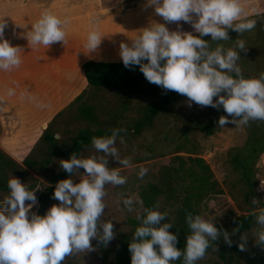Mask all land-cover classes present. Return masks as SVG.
I'll return each mask as SVG.
<instances>
[{
    "label": "clouds",
    "instance_id": "9594fccd",
    "mask_svg": "<svg viewBox=\"0 0 264 264\" xmlns=\"http://www.w3.org/2000/svg\"><path fill=\"white\" fill-rule=\"evenodd\" d=\"M148 5L154 6L156 15L169 24L190 23L198 35L170 31L165 24L154 23L143 29L131 46L120 45L124 67L134 70L139 66L149 83L186 96L189 107L193 102L201 107H222L227 115L219 118L221 128L230 123L238 126L264 121V74L245 78L238 64L240 53L248 51L245 41L236 40L238 51L231 48L225 51L222 46L213 50L209 41L202 39L210 35L214 42L229 41V30L241 36L256 27L255 19L246 18L240 0H148ZM6 26L7 22L0 23V71L9 72L23 63V50L4 38ZM66 37L65 22L48 13L26 33L29 45L45 48L60 42L66 45ZM103 38L98 30L91 31L86 47L95 51ZM8 95L15 93L9 90ZM122 131L117 128L111 130L110 136L92 137V148L102 155L78 158L72 154L69 160L60 161L69 177L83 169L84 178L79 183L72 178L59 181L52 197L59 204L53 205L44 216L31 213L40 186L29 190L18 178L8 180L9 195L0 202V264H64L74 253L94 251V239L104 246L115 239L114 224L101 222V217L106 209V185L127 184V177L121 175L119 168L109 167L110 159L124 168L133 167L131 158H121L116 147L118 138L123 143ZM55 139H60L58 133ZM147 172V168H140L138 178L142 180ZM136 203L142 202L134 197L123 200L128 212L135 211ZM145 212L144 218L138 217L141 226L136 228L129 244L131 264H175L181 258L183 264H197L210 248L218 249L219 240L231 247L232 236L240 227L230 234L189 212L186 222L190 234L181 250L177 246L178 235L170 231L173 225L164 223L168 214L151 209ZM256 223L264 228V209L256 216ZM256 237V244L264 246V230L256 233ZM248 240V234L243 232L238 243L241 252L248 250Z\"/></svg>",
    "mask_w": 264,
    "mask_h": 264
},
{
    "label": "rangeland",
    "instance_id": "374dc122",
    "mask_svg": "<svg viewBox=\"0 0 264 264\" xmlns=\"http://www.w3.org/2000/svg\"><path fill=\"white\" fill-rule=\"evenodd\" d=\"M102 1L103 8H109L113 2L116 3L119 0ZM258 9L259 12L247 18L257 21L256 27L252 31L239 36L237 32L229 30V41L214 42L211 41L210 35L202 37V39L209 41L213 50L217 46H222L225 51L229 48L238 51L236 40H244L248 51L247 53H240L241 59L238 64L242 74L251 78H259L264 74V7L261 6ZM167 27L170 31H182L198 35L194 28L181 27L180 21L168 23ZM87 85L88 88L81 92L80 99L78 100L79 97L71 98L64 111L50 121L45 126L44 131L51 128L55 134L58 133L60 150L69 152L75 137L81 130L85 128L98 129L97 126L83 119L78 110L82 104L91 105L95 107L100 116L103 123L102 128L123 130L120 134L123 143L118 138L116 147L121 158H131L133 167L124 168L111 159L109 162L110 168H119L121 175L127 177V184L124 186L106 185L105 187L107 193L104 198L106 209L101 217V222L114 224L115 239L110 241L107 246L98 244L94 239L92 241L94 251L74 253L66 258L64 264H115L122 238L130 231L127 218L129 215L140 216L143 212L142 203H136L134 205L135 211L128 212L123 200L134 197L136 201L142 202V191L150 180L158 176L162 167L171 164V160L177 156L187 160L189 165L191 164L190 159L201 158L210 166L213 179L218 182L221 193L208 198L201 205L200 216L206 221L215 223L218 229L227 230L231 234L233 229L230 222L235 216L246 215L251 211L260 214V211L264 209V188H262L264 185V154L256 164L258 196L255 199L257 203L252 205L247 196L245 183L241 181L240 174L233 169L230 162L235 149L245 145L249 134L248 127L247 125L236 126L230 123L221 128L218 123L219 118L227 115L222 107L220 109L201 107L194 102L189 107L187 97L175 98L169 104V113H159L150 127L141 133H136L135 126L144 120L149 104L161 102L163 100L161 96L156 99H152L144 93L128 96L121 91L96 89L90 86L88 82ZM139 86L141 89L152 86L159 87L149 83L146 78L139 82ZM229 119L232 118L229 117ZM258 125L264 131V121H260ZM205 127L210 128L211 135H207L203 130ZM92 155H102V153H96L91 148L84 150L79 158H88ZM29 157L35 165L29 168L23 163L19 164L21 168L17 169L16 173L11 174V178L20 179L29 190H35L37 185L40 186V190L35 193L37 204L31 210V213L37 214L40 207L39 195L48 186L53 185V178L58 173L64 171L60 166V161L66 159L51 155L47 144L42 140L34 147ZM46 159H50V163L43 166L42 163ZM142 167L147 168L148 172L141 180L138 178V172ZM83 173L84 170L80 169L70 178L74 180V183H79L80 179L84 178ZM8 195L9 193L2 195L0 202ZM58 204L59 201L52 198L45 214L53 205ZM159 211L168 214L173 209L160 200ZM31 213L29 214L30 217ZM261 230L264 228L255 222L254 227L246 232L249 236L247 251L235 250L221 239L216 242L218 249L216 251L209 250L205 258L197 261V264H264V246L256 244V233ZM232 239L238 246L240 237L236 239L233 235ZM213 247H216L215 243H213Z\"/></svg>",
    "mask_w": 264,
    "mask_h": 264
},
{
    "label": "crops",
    "instance_id": "0c3cea01",
    "mask_svg": "<svg viewBox=\"0 0 264 264\" xmlns=\"http://www.w3.org/2000/svg\"><path fill=\"white\" fill-rule=\"evenodd\" d=\"M240 3L246 18L264 7V0ZM111 6L103 8L102 0H0V23L7 22L4 38L23 50L18 69L0 71V148L19 164L30 156L45 126L64 111L71 98L87 90L85 63L120 62L122 43L131 46L154 23L168 24L148 0H119ZM45 13L65 22L66 45H29L26 33ZM180 24L193 28L184 21ZM93 30L104 38L90 52L86 43ZM9 90L15 95L9 96Z\"/></svg>",
    "mask_w": 264,
    "mask_h": 264
},
{
    "label": "trees",
    "instance_id": "16d2710c",
    "mask_svg": "<svg viewBox=\"0 0 264 264\" xmlns=\"http://www.w3.org/2000/svg\"><path fill=\"white\" fill-rule=\"evenodd\" d=\"M83 71L88 84L96 89L121 91L128 96H136L144 93L152 99L160 96L163 98L161 102H152L149 104L148 112H146L144 120L138 122L135 126L136 133H141L147 127H150L159 113H169V104L173 99L186 97L176 93H168L156 86L141 89L139 82L145 79V77L140 72L139 66H135L134 70H130L124 67L122 61L115 63L89 61L84 64ZM243 75L245 78H251L246 74ZM78 110L83 119L97 126L98 129L85 128L81 130L75 137L72 149L69 152L60 150L59 142L55 139L56 134L51 128L46 130L40 140L47 144L51 155L61 156L69 160L72 154H76L79 158L84 150L92 148V137L111 135V130L113 129L102 128L103 123L95 107L82 104L78 107ZM259 122L251 121L247 125L249 133L247 141L242 148L235 149L230 159L233 169L240 174L241 181L247 187V196L252 205H255L253 204V200L258 196L256 190V164L264 154V131L258 125ZM203 130L207 135L212 134L209 127H205ZM190 161L191 164L189 165L187 160L177 156L171 160V164L162 167L158 176L150 180L141 194L142 214L140 216L129 215L127 218L130 231L122 238L115 264H131L129 244L133 240L136 228L141 226V220L138 217L142 219L146 216L145 209L159 211L160 200L173 209V211L168 213L164 223H171L173 225L170 231L178 235L179 244L177 246L181 250L185 248L186 237L190 234V229L186 222L187 213L191 212L194 216L200 215L201 205L208 198L221 193L220 186L213 179L211 168L205 160L196 158L190 159ZM49 163L50 159H46L42 164L45 166ZM23 164L29 168L35 165L30 157H27ZM20 168L19 163L0 148V198L2 195L9 193L7 182L11 179V174L16 173V170ZM68 178H70L69 174L65 171L58 173L53 178V185L48 186L39 195L40 207L37 215H46L45 212L51 204L55 186L59 181ZM257 215L259 213H253L251 211L246 215L235 216L232 219L230 224L233 230L237 229L240 225L238 232L235 234L236 239L243 232H248L254 227ZM232 248L235 250L239 249L236 242L233 243ZM175 264H183L182 258L176 261Z\"/></svg>",
    "mask_w": 264,
    "mask_h": 264
}]
</instances>
